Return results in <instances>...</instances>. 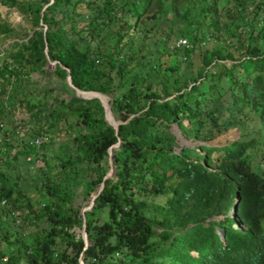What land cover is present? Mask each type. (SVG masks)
Masks as SVG:
<instances>
[{"label":"trees","instance_id":"16d2710c","mask_svg":"<svg viewBox=\"0 0 264 264\" xmlns=\"http://www.w3.org/2000/svg\"><path fill=\"white\" fill-rule=\"evenodd\" d=\"M48 1L0 0L24 22L0 16L3 131L41 73L106 93L120 121L114 130L96 97L71 89L19 117L29 134L1 141L0 264H264V174L252 163L264 155V0ZM238 125L243 136L209 142ZM60 127L51 152L29 142ZM117 138L82 248L79 201ZM185 138L202 153L190 157Z\"/></svg>","mask_w":264,"mask_h":264},{"label":"rangeland","instance_id":"374dc122","mask_svg":"<svg viewBox=\"0 0 264 264\" xmlns=\"http://www.w3.org/2000/svg\"><path fill=\"white\" fill-rule=\"evenodd\" d=\"M0 16L12 25H15L18 22H20L21 24L24 23L21 19L20 11L14 7H8L6 5L0 4ZM148 34H151V33L148 32ZM179 38H182V37H179ZM9 40H10V38L0 36V45L5 44ZM147 41L149 42V46H151V44L153 42V38L149 37L147 39ZM192 57L194 58L195 62L198 61V59H199L197 53H194L192 55ZM47 77L49 79H47ZM70 89L71 88L66 84L64 79H61L60 77L54 78L53 76H48V75L41 73V75L38 77V79L35 82H33L32 85L29 87L27 92H25L22 95H18L14 98V100L12 102V105L15 108L14 112L6 120H4L7 124L8 129H5L3 131V129H4L3 124H2V126H0V128H1V130H0L1 140L2 139L3 140H5V139L11 140V139H14L16 137L15 130H16V128H19V127L16 126L15 128H11L10 126H13V125L9 124L11 122L9 119L13 120L14 125L15 124L19 125L20 122H22V118H19V117H21L23 115L28 116L29 113L32 112L38 105L46 106V105L56 104L61 96L66 97L69 94H71ZM23 99L27 100L30 103V105L27 107H22V106L19 107L17 105L18 101L23 100ZM108 100H109V98H108ZM112 115H113V113H112ZM113 119H115L114 115H113ZM115 120H117V119H115ZM184 122H185V124H187L186 120H184ZM29 125H30L29 122H27L26 125H19L20 126L19 130L21 133H23L24 137H26L30 132ZM59 126H61V124H57V127H59ZM176 131H177V129H176ZM242 132H243V128L241 125L229 127L224 132L216 134L213 139L209 140V142L216 143V144H223V143L229 142L233 139H236L237 137L243 136ZM42 134H43V132H42ZM17 135H18V132H17ZM46 135L42 136V140L46 141L45 147L43 148L44 153L45 152H51L52 150H55L56 140H62L65 137V133L61 129V127H60L59 131L58 130L56 131L55 135L49 136L47 133H46ZM185 142L191 144L190 149L188 151V154L190 157H194L197 153H202V151H196L197 148L194 147L197 143L196 140L190 139V138H185ZM1 148H3V146H1ZM35 149L41 150V149H39V147L35 148ZM254 151H255V149H254ZM254 151H249L248 155L252 156ZM32 152H34V151H32ZM261 153L256 155V157L254 158L252 163H253V166L256 168L257 171L264 174V155L260 157ZM1 159H2V154H1ZM20 162H21V167H24L25 162L24 161H20ZM34 163H35V165H41L42 161L40 158H37V160ZM23 171H24V169H23ZM23 171L21 170V172H23ZM23 173H25V171ZM77 200H79V198ZM79 202H80L81 206L82 205L85 206L88 204L89 199L88 198L80 199ZM77 229H79V228H74V231L80 234V231Z\"/></svg>","mask_w":264,"mask_h":264},{"label":"water","instance_id":"95a60500","mask_svg":"<svg viewBox=\"0 0 264 264\" xmlns=\"http://www.w3.org/2000/svg\"><path fill=\"white\" fill-rule=\"evenodd\" d=\"M49 2H51V0H49L47 3H49ZM46 3V4H47ZM45 4V5H46ZM42 29L44 30L45 29V26H43L42 27ZM44 53H46V49L44 48ZM54 62H56V60H50V59H48V57H47V66L50 68L52 65H53V63ZM66 71H68V69L66 68ZM65 79H66V82H67V84L69 85V87L71 88V90H73V94L74 95H77V96H81V97H84V98H90V97H96L97 99H98V101L100 102V104L102 105V108H103V118L109 123V124H111L112 126H113V128H114V130H116V128H117V123L120 121V120H115L114 119V121L113 120H111V119H109L108 117H107V113H110V115H111V117H113V115H112V111H111V109H110V102H111V100H108V103L107 104H105L102 100H101V98H100V95L102 94V95H105V96H107L108 98H109V96L106 94V93H104V92H101V91H99V90H87V89H81V88H79V87H76L75 85H73L72 84V82H71V78H70V75H69V73L67 72L66 73V75H65ZM78 92H82L83 94H79ZM88 93H92V94H88ZM110 109V110H109ZM119 139L117 138L116 139V141L114 142V143H112V144H110L108 147H107V162H108V168H107V170L105 171V173L103 174V176H102V179H101V181H100V183H99V186H98V188H97V190H96V192H94V193H91V197H90V199H89V202H88V204L87 205H85V206H81L80 207V213H81V217H82V223H81V227L79 228V229H77V230H79L80 231V235H81V238H82V240H83V247L82 248H84L85 247V245L87 244V239H86V233H85V229H84V213H83V211L84 210H86V209H88V208H90V206L92 205V202H93V198L96 196V194H97V192L102 188V186H103V179L105 178V177H107V176H109L111 173H112V171H113V169H114V165H113V163L111 162V159H112V156H111V154H112V149L114 148V147H117L118 146V144H119ZM235 202H236V198H233V200H232V204H231V207H230V209H229V213H233V211H234V206H235ZM220 233H222V231L220 230ZM78 262H79V264H84L83 263V261L81 260V258H79L78 257Z\"/></svg>","mask_w":264,"mask_h":264},{"label":"built area","instance_id":"2783aa9c","mask_svg":"<svg viewBox=\"0 0 264 264\" xmlns=\"http://www.w3.org/2000/svg\"><path fill=\"white\" fill-rule=\"evenodd\" d=\"M176 45L178 44H186V40L185 38H178L175 42ZM0 126H2V123L0 122ZM18 126L20 128V126L17 124L15 125V127ZM19 128H16L15 132H18L19 131ZM42 139V136L38 135V136H35L33 137L29 142L32 143V144H37L40 140ZM1 141H3V139L1 140V135H0V152H1ZM26 159L25 160H29L32 156H30L29 154H26L25 155ZM37 160V159H36Z\"/></svg>","mask_w":264,"mask_h":264},{"label":"bare ground","instance_id":"6f19581e","mask_svg":"<svg viewBox=\"0 0 264 264\" xmlns=\"http://www.w3.org/2000/svg\"><path fill=\"white\" fill-rule=\"evenodd\" d=\"M79 94H83L82 92H78ZM89 94V93H88ZM100 98H101V100L105 103V104H107L108 103V97L107 96H105V95H100ZM110 110V109H109ZM107 117L109 118V119H111V120H113L114 121V119H113V117H111V115H110V113H107Z\"/></svg>","mask_w":264,"mask_h":264}]
</instances>
